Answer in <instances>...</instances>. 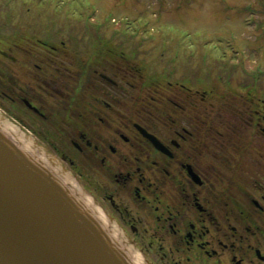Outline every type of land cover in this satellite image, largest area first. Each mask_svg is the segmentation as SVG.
Instances as JSON below:
<instances>
[{
    "label": "flooded vegetation",
    "instance_id": "1",
    "mask_svg": "<svg viewBox=\"0 0 264 264\" xmlns=\"http://www.w3.org/2000/svg\"><path fill=\"white\" fill-rule=\"evenodd\" d=\"M33 45L44 50L42 68L30 69L33 79L14 69L12 91L0 98L11 99L14 121L55 154L143 261L264 264V99L160 83L153 93L124 92L116 90L122 79H53L49 57L63 56L61 47ZM2 57L10 60L0 49V77ZM168 96L166 117L146 113L153 105L163 112Z\"/></svg>",
    "mask_w": 264,
    "mask_h": 264
},
{
    "label": "rangeland",
    "instance_id": "2",
    "mask_svg": "<svg viewBox=\"0 0 264 264\" xmlns=\"http://www.w3.org/2000/svg\"><path fill=\"white\" fill-rule=\"evenodd\" d=\"M0 35L25 48L0 44L18 59L7 63L21 79H33L30 69L41 65L36 56L44 50L32 41L42 39L67 46L68 61L55 59L74 61L71 70L87 58L80 48L107 45L164 86L264 99V0H0Z\"/></svg>",
    "mask_w": 264,
    "mask_h": 264
},
{
    "label": "water",
    "instance_id": "3",
    "mask_svg": "<svg viewBox=\"0 0 264 264\" xmlns=\"http://www.w3.org/2000/svg\"><path fill=\"white\" fill-rule=\"evenodd\" d=\"M0 264L148 263L63 169L0 116Z\"/></svg>",
    "mask_w": 264,
    "mask_h": 264
},
{
    "label": "trees",
    "instance_id": "4",
    "mask_svg": "<svg viewBox=\"0 0 264 264\" xmlns=\"http://www.w3.org/2000/svg\"><path fill=\"white\" fill-rule=\"evenodd\" d=\"M134 57L128 54H123L122 51L109 47L107 45H97L92 49L90 60L88 61L87 68L93 64L97 65L99 74L97 79H102L100 74L108 73L116 78L125 79H159L155 76H146L145 67L134 62ZM134 74V78H132ZM78 79H94L91 69L87 74H82ZM76 86V85H75ZM69 87L72 92H76L77 88ZM155 86V85H154ZM149 108V107H148ZM147 108V109H148ZM146 110V109H145Z\"/></svg>",
    "mask_w": 264,
    "mask_h": 264
}]
</instances>
